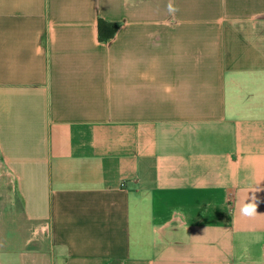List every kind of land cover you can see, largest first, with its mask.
<instances>
[{
  "label": "crops",
  "instance_id": "crops-1",
  "mask_svg": "<svg viewBox=\"0 0 264 264\" xmlns=\"http://www.w3.org/2000/svg\"><path fill=\"white\" fill-rule=\"evenodd\" d=\"M3 213L0 264L19 214L31 264H264V0H0Z\"/></svg>",
  "mask_w": 264,
  "mask_h": 264
},
{
  "label": "rangeland",
  "instance_id": "rangeland-1",
  "mask_svg": "<svg viewBox=\"0 0 264 264\" xmlns=\"http://www.w3.org/2000/svg\"><path fill=\"white\" fill-rule=\"evenodd\" d=\"M211 7H216V1H211ZM212 18H216V17H211ZM8 187V186H7ZM3 189H5L3 187ZM2 189V190H3ZM1 197H2V200L4 203H8V197H6V194L4 192V190L1 192ZM6 213H3L2 214V217L0 218V237L4 238V239H1L0 238V246L1 247H5L7 245H9L10 241H9V237L11 235V233H7L5 232L8 228V226L5 224V221H6ZM27 225L28 223L25 222L24 218L19 214L18 215V223H17V229H18V238L19 239H23V238H27L28 240H33V242H31L30 244L28 245H22L23 243H25V240H22V246L19 245V247H22L23 250H27V253L29 254V258L25 261V264H31L32 261L31 260H34L35 258L33 257V255L31 254V248H35L37 247L36 245L42 241H46L47 237L43 234L41 235H36L33 233V230L30 229L27 233H26V228H27ZM8 238V239H7ZM41 238H44V240H41ZM21 243V241H19V244ZM0 254H2V252H0ZM0 257L3 258V256L1 255ZM8 258V257H6ZM35 264H48V261L45 260V259H42L41 256H39V258H37L36 260V263ZM51 264V263H50Z\"/></svg>",
  "mask_w": 264,
  "mask_h": 264
},
{
  "label": "clouds",
  "instance_id": "clouds-1",
  "mask_svg": "<svg viewBox=\"0 0 264 264\" xmlns=\"http://www.w3.org/2000/svg\"><path fill=\"white\" fill-rule=\"evenodd\" d=\"M174 10V9H172ZM259 201L253 193L251 197H249L248 201L243 204V207L240 209L241 214L245 217H255L258 215L257 208H258Z\"/></svg>",
  "mask_w": 264,
  "mask_h": 264
},
{
  "label": "built area",
  "instance_id": "built-area-1",
  "mask_svg": "<svg viewBox=\"0 0 264 264\" xmlns=\"http://www.w3.org/2000/svg\"><path fill=\"white\" fill-rule=\"evenodd\" d=\"M44 228L46 229L45 226H44ZM39 232H42V229L41 228H36L33 233L37 235Z\"/></svg>",
  "mask_w": 264,
  "mask_h": 264
}]
</instances>
